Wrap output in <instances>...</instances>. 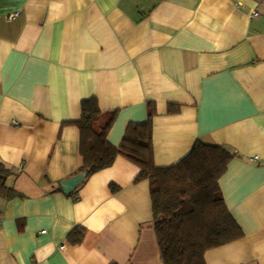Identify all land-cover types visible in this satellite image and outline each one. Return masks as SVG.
<instances>
[{
    "label": "crops",
    "instance_id": "crops-1",
    "mask_svg": "<svg viewBox=\"0 0 264 264\" xmlns=\"http://www.w3.org/2000/svg\"><path fill=\"white\" fill-rule=\"evenodd\" d=\"M91 97L117 111L114 146L155 103L157 166L199 139L235 153L220 187L245 235L206 264H264V0H0V163L18 193L0 197V264H164L134 162L61 188L83 164L72 122Z\"/></svg>",
    "mask_w": 264,
    "mask_h": 264
},
{
    "label": "trees",
    "instance_id": "trees-1",
    "mask_svg": "<svg viewBox=\"0 0 264 264\" xmlns=\"http://www.w3.org/2000/svg\"><path fill=\"white\" fill-rule=\"evenodd\" d=\"M179 108L177 104L169 105L170 112ZM81 110L80 118L72 122L80 130L83 164L79 172L86 171L88 178L112 166L120 155L140 168L135 181L149 180L154 228L164 264H206L209 250L245 235L228 209L220 187V178L235 153L199 139L180 161L160 167L154 161L155 103H149L146 121L129 124L120 146L108 140L117 111L103 112L96 97L82 100ZM11 174L0 163V197L10 199L18 195L7 185ZM111 187L117 190L115 184ZM84 234V228L76 227L69 237L73 243H80Z\"/></svg>",
    "mask_w": 264,
    "mask_h": 264
},
{
    "label": "water",
    "instance_id": "water-1",
    "mask_svg": "<svg viewBox=\"0 0 264 264\" xmlns=\"http://www.w3.org/2000/svg\"><path fill=\"white\" fill-rule=\"evenodd\" d=\"M87 175L88 174L86 171H81L61 182V188L66 194H70L74 192L77 187L84 183Z\"/></svg>",
    "mask_w": 264,
    "mask_h": 264
},
{
    "label": "built area",
    "instance_id": "built-area-1",
    "mask_svg": "<svg viewBox=\"0 0 264 264\" xmlns=\"http://www.w3.org/2000/svg\"><path fill=\"white\" fill-rule=\"evenodd\" d=\"M19 15H20L19 12L11 13V14L8 15V19L13 20V19H15L17 16H19ZM255 15H258V13L256 12ZM1 223H2V221H1V219H0V226H1Z\"/></svg>",
    "mask_w": 264,
    "mask_h": 264
}]
</instances>
